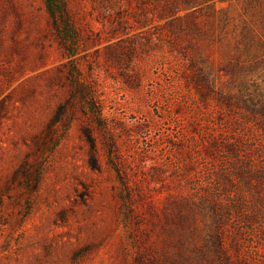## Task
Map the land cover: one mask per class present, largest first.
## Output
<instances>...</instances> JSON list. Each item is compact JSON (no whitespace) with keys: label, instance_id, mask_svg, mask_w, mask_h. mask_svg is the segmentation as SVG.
Here are the masks:
<instances>
[{"label":"rangeland","instance_id":"1","mask_svg":"<svg viewBox=\"0 0 264 264\" xmlns=\"http://www.w3.org/2000/svg\"><path fill=\"white\" fill-rule=\"evenodd\" d=\"M64 2L55 28L44 0H0V264H225L210 199L241 258L264 264V177L241 175L217 99L243 73L264 101L260 42L238 56L233 33L264 11Z\"/></svg>","mask_w":264,"mask_h":264},{"label":"trees","instance_id":"2","mask_svg":"<svg viewBox=\"0 0 264 264\" xmlns=\"http://www.w3.org/2000/svg\"><path fill=\"white\" fill-rule=\"evenodd\" d=\"M217 0H163L162 10L160 15H173L181 9L194 8L189 16L196 14L195 7L211 2L209 7L214 6ZM248 9L253 11H264V0H247ZM46 11L49 15L52 25L56 27L69 26V15L65 6L64 0H44ZM246 13V10L244 11ZM259 26L255 23L248 24L245 20H241L233 27L235 38V51L238 54H244L248 57L250 53V42L255 39L260 42L262 55L264 54V17L260 14ZM261 29V32L259 31ZM68 41L71 40V35L67 34ZM242 68V67H241ZM195 74V75H194ZM196 88L201 95H205L212 91L211 84L207 75L201 72L200 68H195L192 73ZM227 75H232L227 66L223 69L222 76L227 78ZM241 75V74H239ZM239 76V88L230 93L228 90L221 88L219 90V105L223 112L230 116L233 131L237 135V139H233L230 147L235 153V161L239 163L241 175H252L264 177V101L255 96L254 92L247 86L248 78L245 74ZM232 77V76H231ZM234 79V78H233ZM230 79L221 80L223 83L229 82ZM246 170L248 172H243ZM244 173V174H242ZM248 173V174H245ZM208 205L215 216L216 231L207 234L206 239L213 244L215 251L225 264H251L247 259L241 258L238 254L237 237L232 236L235 232L232 231L233 225L227 222L223 216L217 214L220 206H216L213 200L210 199ZM241 222L245 221V218ZM239 224V220L237 221ZM235 225V223H234ZM205 239V240H206Z\"/></svg>","mask_w":264,"mask_h":264}]
</instances>
